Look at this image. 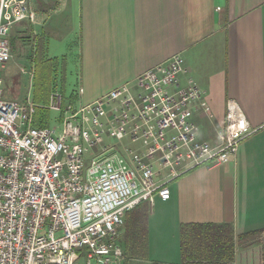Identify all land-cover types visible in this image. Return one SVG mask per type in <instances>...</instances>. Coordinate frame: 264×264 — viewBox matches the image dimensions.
<instances>
[{
    "label": "built area",
    "instance_id": "obj_1",
    "mask_svg": "<svg viewBox=\"0 0 264 264\" xmlns=\"http://www.w3.org/2000/svg\"><path fill=\"white\" fill-rule=\"evenodd\" d=\"M34 19L28 0H0V73L12 29ZM183 73L174 55L90 103L52 92L59 131L35 125L33 104L6 99L0 77V264H122L126 213L168 200V184L194 169L233 160L254 130L228 100L220 145L199 140L188 107L205 92L193 80L180 87ZM82 143L99 149L87 165Z\"/></svg>",
    "mask_w": 264,
    "mask_h": 264
},
{
    "label": "crops",
    "instance_id": "obj_2",
    "mask_svg": "<svg viewBox=\"0 0 264 264\" xmlns=\"http://www.w3.org/2000/svg\"><path fill=\"white\" fill-rule=\"evenodd\" d=\"M28 2L34 22L16 27L26 24L53 50L64 47L70 60L75 54L81 88L74 100L90 103L180 55L186 69L178 76L180 87L193 80L205 92L188 107L198 139L220 145L228 100L254 130L232 161L194 169L168 184V200L146 202L147 232L161 239V263L182 264L186 224L229 227L236 253L258 245L238 236L264 230V0Z\"/></svg>",
    "mask_w": 264,
    "mask_h": 264
},
{
    "label": "rangeland",
    "instance_id": "obj_3",
    "mask_svg": "<svg viewBox=\"0 0 264 264\" xmlns=\"http://www.w3.org/2000/svg\"><path fill=\"white\" fill-rule=\"evenodd\" d=\"M15 27L12 29L9 38L12 58L5 69L0 73L3 82L4 97L6 99L15 100L23 105L28 102L33 104L36 110L35 116L36 114L39 117L48 115L47 126L59 131L62 122V111L48 109L49 99L48 102H46V95L43 96L41 101H35V97L40 90L42 78L44 76L43 65L44 63H49L50 66H55L56 69V73H54L50 82V84H52V91L62 94L64 105L79 101L74 100L81 88L79 78L76 77L75 54H71L70 60V54L66 52L64 47L60 46L56 50H53L51 46H46L47 41L44 39V36H31L26 24ZM24 27L26 28L24 29ZM22 29H24V33H19V30ZM39 38H42L44 42L43 46L40 44ZM54 41L55 40H51L52 43ZM22 70L24 72H22ZM44 106L48 111H44ZM127 146L135 151L138 149L144 150L141 148L142 146L140 143H127ZM82 149L86 165L99 151L97 147L89 148L87 144L84 143H82ZM122 228L123 226L119 230L120 240L123 238ZM157 235L156 232L152 235L147 232V249L127 259V261L124 260L122 264H161V239L159 237L157 238ZM245 240L248 242L258 240V244H264V230L247 237Z\"/></svg>",
    "mask_w": 264,
    "mask_h": 264
},
{
    "label": "trees",
    "instance_id": "obj_4",
    "mask_svg": "<svg viewBox=\"0 0 264 264\" xmlns=\"http://www.w3.org/2000/svg\"><path fill=\"white\" fill-rule=\"evenodd\" d=\"M31 36L33 35L31 34ZM39 41L43 46L42 38H39ZM43 71L44 76L35 101H41L46 95V102H48L49 96L53 92L50 82L56 69L55 66L44 63ZM45 106L44 111L46 112L48 110ZM35 125L38 127L47 126L48 115L39 117L36 114ZM148 212L147 203L142 202L124 216L121 244L125 261L147 249ZM261 231L249 232L238 236V238L243 240ZM233 236L232 230L227 226L214 224L181 226L179 247L182 264H264V244H250V246H246L248 248L244 247L236 253Z\"/></svg>",
    "mask_w": 264,
    "mask_h": 264
}]
</instances>
